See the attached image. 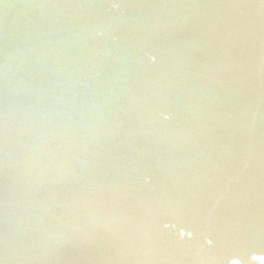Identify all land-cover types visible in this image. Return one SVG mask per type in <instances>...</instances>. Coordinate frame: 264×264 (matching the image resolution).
I'll use <instances>...</instances> for the list:
<instances>
[{"label": "water", "instance_id": "95a60500", "mask_svg": "<svg viewBox=\"0 0 264 264\" xmlns=\"http://www.w3.org/2000/svg\"><path fill=\"white\" fill-rule=\"evenodd\" d=\"M0 264H264V0H0Z\"/></svg>", "mask_w": 264, "mask_h": 264}]
</instances>
